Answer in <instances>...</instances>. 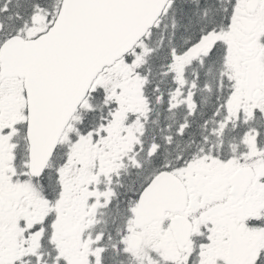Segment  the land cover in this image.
<instances>
[{
	"label": "snow or ice",
	"instance_id": "6c2138e0",
	"mask_svg": "<svg viewBox=\"0 0 264 264\" xmlns=\"http://www.w3.org/2000/svg\"><path fill=\"white\" fill-rule=\"evenodd\" d=\"M0 264H264V0H0Z\"/></svg>",
	"mask_w": 264,
	"mask_h": 264
}]
</instances>
